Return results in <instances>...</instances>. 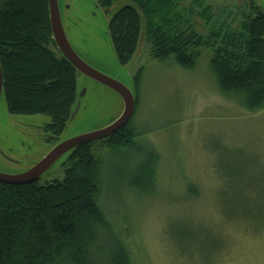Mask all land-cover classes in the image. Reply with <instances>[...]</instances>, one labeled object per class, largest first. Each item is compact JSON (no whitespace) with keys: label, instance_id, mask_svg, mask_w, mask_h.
I'll list each match as a JSON object with an SVG mask.
<instances>
[{"label":"rangeland","instance_id":"obj_1","mask_svg":"<svg viewBox=\"0 0 264 264\" xmlns=\"http://www.w3.org/2000/svg\"><path fill=\"white\" fill-rule=\"evenodd\" d=\"M58 1L76 53L138 96L131 121L135 147H95L102 156L100 205L132 264H264V109L248 112L221 94L208 49L200 50L193 72L173 59H151L144 29L134 57L120 65L108 26L130 2L118 1L106 13L97 0ZM248 1L209 0L233 11ZM255 2L264 11V0ZM77 88L78 112L61 140L105 128L124 109L114 91L84 75H77ZM50 122L46 115L9 114L2 95L0 171L23 173L47 156L61 141L45 132ZM155 156L148 191L134 189L132 181ZM65 160L42 183L62 178Z\"/></svg>","mask_w":264,"mask_h":264},{"label":"trees","instance_id":"obj_2","mask_svg":"<svg viewBox=\"0 0 264 264\" xmlns=\"http://www.w3.org/2000/svg\"><path fill=\"white\" fill-rule=\"evenodd\" d=\"M118 1L97 3L108 13ZM126 1L132 5L108 26L120 65L132 60L144 29L151 59H173L193 71L200 50L208 49L209 71L221 94L248 112L264 109V11L255 0L235 11L217 9L209 0ZM0 65L8 113L48 116L44 130L59 142L78 100V73L53 40L48 0H0ZM142 72L134 78L136 86ZM135 98L137 108L136 92ZM131 121L113 136L68 153L62 178L24 186L0 182V264H132L100 205L102 156L95 153L96 145L135 147ZM155 157L141 167L134 189L148 191Z\"/></svg>","mask_w":264,"mask_h":264},{"label":"water","instance_id":"obj_3","mask_svg":"<svg viewBox=\"0 0 264 264\" xmlns=\"http://www.w3.org/2000/svg\"><path fill=\"white\" fill-rule=\"evenodd\" d=\"M48 4L53 40L61 55L76 69L78 74L84 75L114 91L121 98L124 109L121 116L105 128L61 140L47 156L26 172L9 174L0 171V182L7 185L24 186L38 182L55 166V164H57V162L76 148L111 137L121 129L125 128L133 118L136 110L134 91L118 80H115L93 68L76 53L65 32L59 1L48 0ZM2 95L3 71L0 65V99ZM77 112L78 108L76 109L75 107L70 120L77 115Z\"/></svg>","mask_w":264,"mask_h":264},{"label":"flooded vegetation","instance_id":"obj_4","mask_svg":"<svg viewBox=\"0 0 264 264\" xmlns=\"http://www.w3.org/2000/svg\"><path fill=\"white\" fill-rule=\"evenodd\" d=\"M2 172H4V171H2ZM5 173H8V172H5ZM9 174H15V173H9Z\"/></svg>","mask_w":264,"mask_h":264},{"label":"crops","instance_id":"obj_5","mask_svg":"<svg viewBox=\"0 0 264 264\" xmlns=\"http://www.w3.org/2000/svg\"><path fill=\"white\" fill-rule=\"evenodd\" d=\"M195 70H196V69H194L193 71H195ZM193 71H192V72H193Z\"/></svg>","mask_w":264,"mask_h":264}]
</instances>
